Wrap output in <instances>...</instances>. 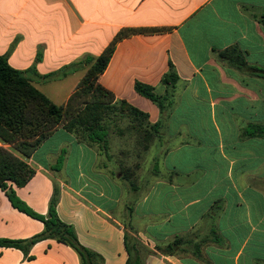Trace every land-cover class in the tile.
Listing matches in <instances>:
<instances>
[{"label":"crops","instance_id":"1","mask_svg":"<svg viewBox=\"0 0 264 264\" xmlns=\"http://www.w3.org/2000/svg\"><path fill=\"white\" fill-rule=\"evenodd\" d=\"M127 28L166 29L119 41L100 78L159 125L147 151L133 150L136 187L128 148L106 152L62 128L27 160V185H9L43 215L59 188V217L104 264H127L126 236L145 264H264V0H0V56L59 105ZM232 47L246 68L221 57ZM138 83L172 105L162 112ZM43 229L0 189V239ZM29 256L0 247V264H80L55 240Z\"/></svg>","mask_w":264,"mask_h":264},{"label":"trees","instance_id":"2","mask_svg":"<svg viewBox=\"0 0 264 264\" xmlns=\"http://www.w3.org/2000/svg\"><path fill=\"white\" fill-rule=\"evenodd\" d=\"M162 28H127L121 30L111 44L95 60L87 71L76 91L63 105L52 102L32 84L25 72L10 66L7 57L0 56V189L4 191L13 207L28 216L41 221L44 229L40 234L25 240L0 239V247L21 250L30 259L29 253L34 245L44 240H55L71 247L79 256L80 264H104L98 253L84 247L78 239L75 228L61 220L58 214L59 188L55 187L48 213L39 214L23 202L16 190L9 185L24 187L35 175L27 160L53 133L60 128L75 135L80 141L99 144L104 151L109 150V128L107 122L116 111L115 95L101 83L119 41L136 34L163 32ZM240 68H246L247 62L242 52L232 47L221 53ZM168 79H171L170 83ZM175 72L171 68L164 82L174 84ZM136 91L159 105L162 112L172 105L168 98L157 96L151 86L138 83ZM129 116L140 122L136 132L144 141V150H148L158 134V124L148 123V116L138 109L122 102ZM264 135V127L258 130ZM60 163V162H59ZM133 173L126 170L125 179L135 188ZM130 176V177H129ZM139 243L129 245L126 236V249L129 254L127 264H145L140 257ZM173 244L168 246L172 251Z\"/></svg>","mask_w":264,"mask_h":264},{"label":"rangeland","instance_id":"3","mask_svg":"<svg viewBox=\"0 0 264 264\" xmlns=\"http://www.w3.org/2000/svg\"><path fill=\"white\" fill-rule=\"evenodd\" d=\"M115 107L116 111L112 114L110 120L107 122V126L109 128V143L113 150L119 149L121 145L124 148H128V154H131V157L128 159L129 162H127V165L129 167L126 169L127 171L133 173V176H135L138 172H140L142 165L140 163H137V153L133 150H136L138 148L140 151H147L143 149L144 141L135 130V128L140 127V122H137L129 116L126 108L123 107L122 102H115ZM151 153L153 154V151H151ZM102 160H108L105 152H103ZM143 165L147 164L145 163ZM73 169L74 168L70 169L71 174H69L68 177L64 176L66 179H70L72 171L74 172Z\"/></svg>","mask_w":264,"mask_h":264}]
</instances>
